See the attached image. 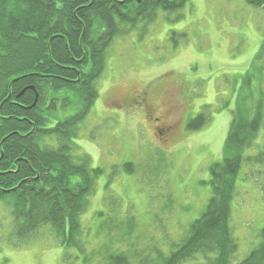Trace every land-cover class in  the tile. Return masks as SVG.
<instances>
[{
    "label": "rangeland",
    "instance_id": "rangeland-1",
    "mask_svg": "<svg viewBox=\"0 0 264 264\" xmlns=\"http://www.w3.org/2000/svg\"><path fill=\"white\" fill-rule=\"evenodd\" d=\"M263 40L264 11L244 0H189L117 35L96 81L98 97L75 139L78 151L101 169L74 235L83 249L61 245L47 225L16 237L13 203L0 200V264H97L106 246L137 249L148 260L154 248L175 250L211 196L209 167L222 159L236 102L231 81L252 66ZM255 65L263 76L264 55ZM68 94L70 105L59 118L75 112ZM204 107L208 123L187 130ZM259 154L264 119L236 175L229 226L237 249L228 264L261 241L264 162L248 160ZM204 261L196 255L182 264Z\"/></svg>",
    "mask_w": 264,
    "mask_h": 264
},
{
    "label": "trees",
    "instance_id": "trees-1",
    "mask_svg": "<svg viewBox=\"0 0 264 264\" xmlns=\"http://www.w3.org/2000/svg\"><path fill=\"white\" fill-rule=\"evenodd\" d=\"M188 1L0 0V200L13 203L16 237L26 239L47 225L61 245L83 249L74 235L101 169L91 166L75 139L98 97L106 50L139 21L153 22L158 10L177 11ZM244 1L264 11V0ZM263 55L264 40L252 66L231 81L236 102L222 159L209 167L211 196L176 249L165 254L154 248L148 260L137 249L106 246L97 264H182L196 255L205 256L202 264L230 262L237 249L229 226L236 175L264 119V75L255 65ZM68 93L75 112L59 118L70 105ZM205 107L187 121V130L208 123ZM248 160L264 162V155ZM260 236L236 264H264V226Z\"/></svg>",
    "mask_w": 264,
    "mask_h": 264
},
{
    "label": "flooded vegetation",
    "instance_id": "flooded-vegetation-1",
    "mask_svg": "<svg viewBox=\"0 0 264 264\" xmlns=\"http://www.w3.org/2000/svg\"><path fill=\"white\" fill-rule=\"evenodd\" d=\"M151 116H152V115H151ZM152 119H153L154 122H158V124H159L160 121H161L160 118H159V117H156V116H155V117H152ZM156 126H157V125H156ZM169 127H171V125L166 126V128H169Z\"/></svg>",
    "mask_w": 264,
    "mask_h": 264
},
{
    "label": "water",
    "instance_id": "water-1",
    "mask_svg": "<svg viewBox=\"0 0 264 264\" xmlns=\"http://www.w3.org/2000/svg\"><path fill=\"white\" fill-rule=\"evenodd\" d=\"M22 92H23V91H22ZM22 92H21V93H22Z\"/></svg>",
    "mask_w": 264,
    "mask_h": 264
}]
</instances>
